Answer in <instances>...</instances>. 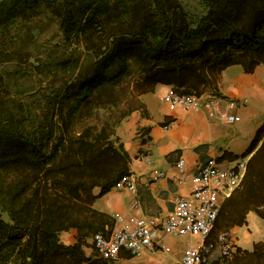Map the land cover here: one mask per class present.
Masks as SVG:
<instances>
[{
    "label": "trees",
    "instance_id": "obj_1",
    "mask_svg": "<svg viewBox=\"0 0 264 264\" xmlns=\"http://www.w3.org/2000/svg\"><path fill=\"white\" fill-rule=\"evenodd\" d=\"M200 1L196 24L179 0H0V264H105L86 248L114 219L93 205L130 176L113 136L139 96L158 84L200 96L215 72L264 63V0ZM42 15L59 42L17 30ZM261 141L237 189L264 219V124L242 157ZM229 264H264V242Z\"/></svg>",
    "mask_w": 264,
    "mask_h": 264
},
{
    "label": "crops",
    "instance_id": "obj_2",
    "mask_svg": "<svg viewBox=\"0 0 264 264\" xmlns=\"http://www.w3.org/2000/svg\"><path fill=\"white\" fill-rule=\"evenodd\" d=\"M250 62L251 59L246 57L242 64L215 72L213 83L204 87L201 94L214 93L236 100L238 107L234 112L240 120L234 124L212 119L204 110L186 112L170 109L161 101V96L174 89L171 85L158 84L153 93L140 95L139 105L120 122L113 136L116 145L122 144L130 157V178L137 186V193L114 187L94 202V208L113 218L114 224L119 215L125 218L165 219L175 208L174 197L187 195L189 191L188 185L181 186L174 181V176L179 173L180 160L185 161L188 173L197 172L212 159L221 168L233 166L239 159L236 156L242 157L248 148L245 143L239 146L241 129L238 127L241 126L237 124L256 120L259 128L251 142L264 124V113L259 108L264 97V63L248 72L246 69L251 68ZM170 121L174 124L165 128ZM261 144L262 141L248 155L249 159ZM153 170H162L167 174L154 180ZM99 190L97 188L95 193ZM247 193L239 188L230 197L221 199V212L208 241L215 243L216 236L228 230L233 234L237 248L251 251L256 243L264 242V219L257 213V205ZM136 200L138 205L134 207ZM112 228L107 226L106 230ZM70 232L73 234L64 241L66 244L76 241V230ZM198 242L195 237H175L160 232L154 247L140 256L121 249L116 262L100 259L105 264H179L187 247ZM88 249L86 253L89 256L95 254L93 248ZM93 257L98 258L96 255Z\"/></svg>",
    "mask_w": 264,
    "mask_h": 264
},
{
    "label": "built area",
    "instance_id": "obj_3",
    "mask_svg": "<svg viewBox=\"0 0 264 264\" xmlns=\"http://www.w3.org/2000/svg\"><path fill=\"white\" fill-rule=\"evenodd\" d=\"M161 101L172 110H204L210 118L225 124H234L240 120V116L234 112L238 102L214 93L199 96L195 93H179L172 89L161 96ZM173 124L174 121H170L165 128ZM248 161L246 156L241 160L239 158L231 167L221 168L212 159L197 172L188 173L185 170V161L180 160L179 173L174 176V181L181 186L188 185L189 191L187 195L174 197L173 212L161 220L154 217L125 218L119 215L112 229L96 233L92 237L91 243L95 253L111 262L119 260L121 249L129 250L134 256H140L145 250L154 247L159 233L164 232L175 237L191 236L199 239L197 244L187 247L179 264H229L237 250L233 234L225 230L216 236L215 243L208 240L221 212V199L230 197L241 185ZM166 174L162 170H153V179L158 180ZM116 187L137 193V186L130 176H125ZM137 205L136 200L134 207Z\"/></svg>",
    "mask_w": 264,
    "mask_h": 264
},
{
    "label": "rangeland",
    "instance_id": "obj_4",
    "mask_svg": "<svg viewBox=\"0 0 264 264\" xmlns=\"http://www.w3.org/2000/svg\"><path fill=\"white\" fill-rule=\"evenodd\" d=\"M179 2L181 3L184 10L187 12L191 22H195L197 24L200 21V19L206 14L207 10L200 0H179ZM17 30L21 31V33L24 34L30 33L40 43H44L50 40L53 42H59L61 40V32L59 31L58 23L55 19H53L49 15H42L40 17H37L36 19L30 21L26 26L25 25L22 26L21 24H18ZM123 105H124L123 102L120 103L119 107L107 105L105 108L100 110L99 120L98 119L91 120L89 124L90 123L93 124L94 122L96 123L98 121L99 125H101L102 121H104L106 118L118 116L121 110L120 108H122ZM259 108H262L261 111H263L264 113V97L262 104L259 105ZM255 121L253 123L240 122L237 124V126L238 125L241 126L238 127L239 129H241L240 130L241 138L239 139L240 147L241 145H243V143H245L248 148L250 147L254 133L259 128L258 123H256ZM241 159H243V157H240V160ZM1 217L5 220H8L7 214H1ZM72 234H73L72 232L63 233L61 235L62 241L68 240ZM88 248H86V250L89 251ZM216 251H217L216 252L217 255L218 250Z\"/></svg>",
    "mask_w": 264,
    "mask_h": 264
},
{
    "label": "clouds",
    "instance_id": "obj_5",
    "mask_svg": "<svg viewBox=\"0 0 264 264\" xmlns=\"http://www.w3.org/2000/svg\"><path fill=\"white\" fill-rule=\"evenodd\" d=\"M93 248V247H92Z\"/></svg>",
    "mask_w": 264,
    "mask_h": 264
}]
</instances>
